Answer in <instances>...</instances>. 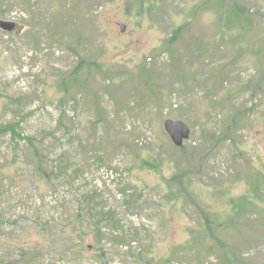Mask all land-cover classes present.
<instances>
[{
  "label": "rangeland",
  "instance_id": "obj_1",
  "mask_svg": "<svg viewBox=\"0 0 264 264\" xmlns=\"http://www.w3.org/2000/svg\"><path fill=\"white\" fill-rule=\"evenodd\" d=\"M0 20V264H264V0Z\"/></svg>",
  "mask_w": 264,
  "mask_h": 264
},
{
  "label": "water",
  "instance_id": "obj_2",
  "mask_svg": "<svg viewBox=\"0 0 264 264\" xmlns=\"http://www.w3.org/2000/svg\"><path fill=\"white\" fill-rule=\"evenodd\" d=\"M122 30H125V26L120 24ZM17 28L16 23L0 20V29L5 32H14ZM165 129L170 135L174 144L178 147H182L186 140L190 139L191 130L183 121L167 120L165 122Z\"/></svg>",
  "mask_w": 264,
  "mask_h": 264
},
{
  "label": "trees",
  "instance_id": "obj_3",
  "mask_svg": "<svg viewBox=\"0 0 264 264\" xmlns=\"http://www.w3.org/2000/svg\"><path fill=\"white\" fill-rule=\"evenodd\" d=\"M180 33V29L175 33V38L176 37H178V34ZM64 90L66 91V92H68V90H69V87L67 86V85H64Z\"/></svg>",
  "mask_w": 264,
  "mask_h": 264
}]
</instances>
